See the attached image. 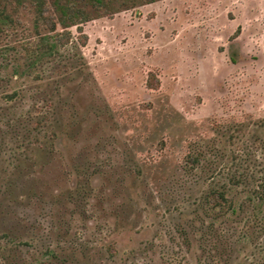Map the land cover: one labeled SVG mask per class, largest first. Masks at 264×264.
I'll return each instance as SVG.
<instances>
[{
	"label": "rangeland",
	"instance_id": "374dc122",
	"mask_svg": "<svg viewBox=\"0 0 264 264\" xmlns=\"http://www.w3.org/2000/svg\"><path fill=\"white\" fill-rule=\"evenodd\" d=\"M37 1L9 3L16 26L0 36V264H27L33 249H42L52 217L41 213L52 207L51 192L66 202L79 155L106 164L95 179L99 191L113 202L112 192L135 201L136 214L112 224L122 251L156 236L166 220L162 192H185L187 181V192L204 189L193 174L178 175L190 144L209 159L225 148L224 164L261 168L264 0H48L57 20V6L72 2L84 10L88 43L80 46L78 25L68 24L72 42L30 66L32 50L44 49L40 34L50 32ZM63 28L60 22L58 33ZM43 116L61 127L43 121L28 135ZM53 130L57 152L36 167L46 203L32 195L41 191L28 190L30 177L17 187L10 182L17 158L33 156L37 145L30 142Z\"/></svg>",
	"mask_w": 264,
	"mask_h": 264
},
{
	"label": "trees",
	"instance_id": "16d2710c",
	"mask_svg": "<svg viewBox=\"0 0 264 264\" xmlns=\"http://www.w3.org/2000/svg\"><path fill=\"white\" fill-rule=\"evenodd\" d=\"M47 1L38 0L37 5L39 15L48 24L50 32L40 34L37 30L40 34L39 48L44 49L32 50L34 56L30 66L57 47H66L72 42L73 34L67 30L70 25H78L80 46L88 43V35L80 25L87 21L84 10L72 2L61 8L57 6V20ZM96 1L102 4V0ZM13 2L11 0L9 3ZM9 3L0 0V36L16 26V19L8 9ZM60 22L64 28L58 33ZM31 49L26 46L27 51ZM16 73L19 75L18 70ZM52 118L43 116L36 120L28 135L37 132L43 121L54 124L51 127H61L60 120ZM56 135L57 131L53 130L44 140L38 138L36 142H30L29 145H37L32 148L33 156L17 158V177L10 182L17 187L19 179L27 180L30 177L27 180L28 190L41 191L32 195L38 196L41 201L46 199V203L48 191L44 186L42 190H37L40 182L38 174L57 152ZM226 155L225 148H222L216 151L214 158L209 159L204 148L190 144L181 159L178 175L185 179L193 174V184L202 185L204 189L202 192H187L188 181H184L181 188L185 192H162L157 200L163 207L166 220L157 227L156 236L123 251L119 247V240H116L119 237L118 228L112 224H119V221H126L136 214L133 197L128 200L125 196L127 192H112L118 200L113 202L95 185L96 177L104 174L106 164L83 161L82 155L74 157L68 173L73 184L65 195L66 202L62 205L61 195L51 192L52 201L49 203L52 207L41 213L52 217L45 234L40 236L42 249H33L31 260L28 259L26 263L264 264V162L261 168H242L237 162L234 165L224 164ZM233 158L236 160L237 155ZM255 162L259 164V161ZM36 167L41 168L36 170ZM112 219L113 222L110 221ZM22 243L30 245V242Z\"/></svg>",
	"mask_w": 264,
	"mask_h": 264
}]
</instances>
